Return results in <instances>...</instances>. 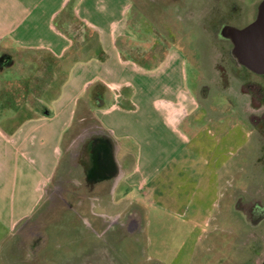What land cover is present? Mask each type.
Here are the masks:
<instances>
[{"label": "rangeland", "instance_id": "1", "mask_svg": "<svg viewBox=\"0 0 264 264\" xmlns=\"http://www.w3.org/2000/svg\"><path fill=\"white\" fill-rule=\"evenodd\" d=\"M260 2L131 0L129 36L122 39L126 54L149 66L170 49L179 50L199 115L206 116L194 130L205 141L204 149H194L190 157L200 166L210 163L204 168L200 211L191 214L195 203L188 211L165 203L166 196L180 192L172 182L147 207L143 232L136 206L119 216L99 215V197L104 206L105 199L114 200L111 181L87 178L85 146L93 137L107 139V133L88 102H81L64 137L56 173L33 217L0 246V264H82L83 255V264H263L264 74L240 66L233 45L219 31L237 7L244 16L241 22L248 24ZM67 18L71 35H80L72 16ZM5 53L6 63H0L2 105L18 111L21 119L30 117L42 110L39 99L49 100L46 87L53 83L50 89H58V60L40 51ZM106 90H101L104 96ZM181 175L187 177L185 171Z\"/></svg>", "mask_w": 264, "mask_h": 264}, {"label": "crops", "instance_id": "2", "mask_svg": "<svg viewBox=\"0 0 264 264\" xmlns=\"http://www.w3.org/2000/svg\"><path fill=\"white\" fill-rule=\"evenodd\" d=\"M130 7L131 0H0V63H6L7 50L46 52L58 60L55 70L62 78L55 93L53 83L46 87L50 97L39 99L42 110L24 119L6 110L0 98V246L35 214L59 166L75 113L87 102L117 147L119 174L109 178L114 200L105 199L104 206L99 197V215L119 216L136 206L143 232L147 207L172 182L180 192L166 196L165 203L183 211L195 203L191 214L200 211L204 168L210 163L200 166L190 157L194 149H204L205 141L194 130L206 116L199 115L179 50L170 49L149 66L126 54L122 39L129 36ZM68 15L80 35H71ZM91 86L104 87L107 95L100 101L88 98Z\"/></svg>", "mask_w": 264, "mask_h": 264}, {"label": "flooded vegetation", "instance_id": "3", "mask_svg": "<svg viewBox=\"0 0 264 264\" xmlns=\"http://www.w3.org/2000/svg\"><path fill=\"white\" fill-rule=\"evenodd\" d=\"M238 10H236V13H234L233 16L226 18V21L224 24L220 27V32L224 36L225 41H227L228 45L232 47L230 36L232 34L233 30H240L250 23H252L257 16H254V18L248 22L245 26L243 21L244 16L242 15V12H239V7H237ZM258 8V7H257ZM234 9V8H233ZM257 10V9H256ZM228 21L230 23H228ZM236 22H238L242 27H236ZM239 25V26H240ZM224 49V48H222ZM85 152L88 155V161H87V178L93 179V180H103L107 179L105 181V184H109V182L113 179H109L111 177L116 178L119 174L118 167L116 165L115 161V154H116V146L115 144L107 139L97 138L93 137L89 143L85 146ZM114 158V160H113ZM114 161V163H113ZM110 182V184H112ZM38 240V238H37Z\"/></svg>", "mask_w": 264, "mask_h": 264}, {"label": "water", "instance_id": "4", "mask_svg": "<svg viewBox=\"0 0 264 264\" xmlns=\"http://www.w3.org/2000/svg\"><path fill=\"white\" fill-rule=\"evenodd\" d=\"M230 39L233 45L232 54L236 62L254 73L263 75L264 0L258 5L256 19L240 30H233Z\"/></svg>", "mask_w": 264, "mask_h": 264}, {"label": "trees", "instance_id": "5", "mask_svg": "<svg viewBox=\"0 0 264 264\" xmlns=\"http://www.w3.org/2000/svg\"><path fill=\"white\" fill-rule=\"evenodd\" d=\"M101 90H105L104 87L96 89L95 86H91L88 89V92H92V96L89 98L95 99L96 101H100L101 98H104V94L101 92ZM94 92V93H93Z\"/></svg>", "mask_w": 264, "mask_h": 264}]
</instances>
